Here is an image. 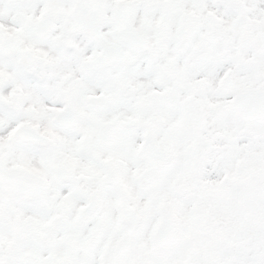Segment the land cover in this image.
I'll return each instance as SVG.
<instances>
[{"label":"snow or ice","instance_id":"snow-or-ice-1","mask_svg":"<svg viewBox=\"0 0 264 264\" xmlns=\"http://www.w3.org/2000/svg\"><path fill=\"white\" fill-rule=\"evenodd\" d=\"M0 264H264V0H0Z\"/></svg>","mask_w":264,"mask_h":264}]
</instances>
